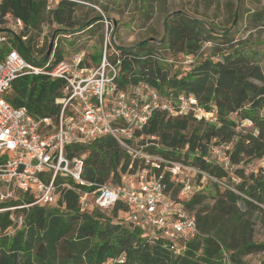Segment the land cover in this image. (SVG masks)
<instances>
[{
  "label": "trees",
  "instance_id": "obj_1",
  "mask_svg": "<svg viewBox=\"0 0 264 264\" xmlns=\"http://www.w3.org/2000/svg\"><path fill=\"white\" fill-rule=\"evenodd\" d=\"M81 4V0H57L46 14L45 0H0V18L10 14L31 28L26 42L13 41L27 61L32 62L31 34L48 19L58 24L54 30V35L61 36L58 42L70 51L83 50L86 64L95 66L102 49L96 52L74 37L87 31L94 34L99 27L103 34L104 23L98 16L74 27V9ZM257 20L252 18L255 24ZM163 29L158 40L108 47L107 58L111 63L119 61L116 89L128 92L145 82L166 98L193 94L202 108L214 111L215 120L207 122L189 113L171 116L155 110L135 133L142 136L139 142L145 151L207 174L204 179L199 173L192 176V189L185 199L179 194L181 184L170 181L162 164L154 169L155 174L162 172L170 195L194 213L199 234L187 240L148 238L130 223V208L123 201L109 211H82L76 190L60 188L57 205L24 207L35 199L32 193L22 192L17 199L0 203V264H248L252 256L264 251V238L254 239L256 223L264 234V168L258 162L264 157L263 49L250 39L249 27H237L234 34L230 29L217 33L200 19L180 12L171 13ZM245 34V38L237 37ZM206 41L215 46V53L202 54L189 67L164 59L194 55ZM5 50L0 46V57ZM54 55L56 61L61 59L62 49L57 47ZM64 86L62 79L23 75L13 81L5 99L13 107H25L37 119L55 121L61 111L57 98ZM246 119L251 127L243 124ZM227 143L230 169L211 152V147ZM67 153L83 156L82 176L90 182L121 184L129 173L144 166L109 135L72 144ZM60 181L69 182L67 178ZM206 182L214 186L213 194L203 192ZM82 188L91 191L94 187ZM9 206L17 207L1 210ZM18 216L22 217L20 226Z\"/></svg>",
  "mask_w": 264,
  "mask_h": 264
},
{
  "label": "built area",
  "instance_id": "obj_2",
  "mask_svg": "<svg viewBox=\"0 0 264 264\" xmlns=\"http://www.w3.org/2000/svg\"><path fill=\"white\" fill-rule=\"evenodd\" d=\"M56 1L45 0L46 14L51 13ZM102 20L106 30L108 21L103 14ZM56 28L55 21L45 19L31 34L33 51L30 62L21 56L13 41L26 42L31 28L10 14L0 18V46L6 49L0 57V203L17 199L22 192H30L35 200L23 204L24 207L57 205L60 188H70L76 190L82 211L94 208L109 211L117 202L123 201L130 208V223L142 229L148 238L159 235L168 240H187L195 237L199 233L194 213L170 195L162 172L155 174L154 169L163 165L170 181L181 184L179 194L185 199L192 189V176L199 173L204 179L207 174L193 166L145 151L139 142L142 136L135 133L142 130L155 110L171 116L189 113L207 122L215 120L214 111L202 108L193 94L180 93L166 98L145 82L137 83L128 92L116 89L119 61L111 63L107 58V48L113 49L108 42L107 30L101 59L94 66L86 64L83 50L70 51L64 43L58 42L61 36L54 35ZM50 42L52 46L49 48ZM211 44L210 41L204 42L194 55L164 59L174 65L189 67ZM57 47L62 49L63 56L56 61L54 52ZM23 75H47L50 79L64 81L62 95L57 98L61 105L57 120L37 119L25 107H13L5 99L13 81ZM66 110L70 112L68 115L64 113ZM243 124L252 126L248 119ZM103 135L115 138L123 149L143 162L144 166L129 173L121 184L84 179L83 156L67 153L68 146ZM229 149L230 143L211 147L212 154L222 160L227 169H230ZM258 162L264 168V157ZM253 167V164L249 165L250 169ZM61 178H67L69 182L60 181ZM73 183H77V187ZM91 186L94 187L91 191L82 188ZM16 223L21 225V216L16 218ZM227 258L224 253V259ZM260 260H264V251L252 256L248 264H258Z\"/></svg>",
  "mask_w": 264,
  "mask_h": 264
},
{
  "label": "rangeland",
  "instance_id": "obj_3",
  "mask_svg": "<svg viewBox=\"0 0 264 264\" xmlns=\"http://www.w3.org/2000/svg\"><path fill=\"white\" fill-rule=\"evenodd\" d=\"M84 4L74 9V27L93 17L107 18L108 42L113 46L131 47L144 39H160L163 35L164 20L171 13H183L200 19L204 25L217 33L236 28H250V39L261 45L264 52V0H81ZM96 6L98 9H96ZM259 18L256 24L252 18ZM253 22V23H252ZM239 23L241 25H239ZM255 24V25H254ZM99 25V24H98ZM237 25V27H235ZM94 34L83 32L74 40L84 41L94 50L104 48L105 32ZM235 28V29H234ZM234 29V30H233ZM103 35V41H101ZM238 38H245L237 36ZM90 51V50H89ZM99 51V50H98ZM216 48L212 44L205 48L204 53L211 55ZM264 71V60L261 62ZM206 194L214 193V186L206 182L203 187ZM264 238L263 229L258 223L254 226V239Z\"/></svg>",
  "mask_w": 264,
  "mask_h": 264
},
{
  "label": "water",
  "instance_id": "obj_4",
  "mask_svg": "<svg viewBox=\"0 0 264 264\" xmlns=\"http://www.w3.org/2000/svg\"><path fill=\"white\" fill-rule=\"evenodd\" d=\"M52 46V42H50V44H49V48Z\"/></svg>",
  "mask_w": 264,
  "mask_h": 264
}]
</instances>
